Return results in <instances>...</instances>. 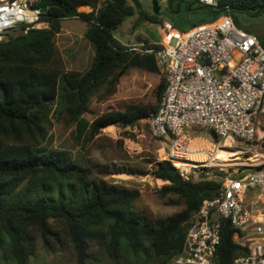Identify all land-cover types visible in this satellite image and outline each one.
<instances>
[{
  "label": "trees",
  "instance_id": "obj_1",
  "mask_svg": "<svg viewBox=\"0 0 264 264\" xmlns=\"http://www.w3.org/2000/svg\"><path fill=\"white\" fill-rule=\"evenodd\" d=\"M169 1L184 2L191 10L200 4L218 15L216 18L229 14L246 31L233 12L257 15L264 10V0H216L215 8L198 0ZM40 6L47 10L38 23L0 41L1 253L13 264H29L36 239L45 246L59 240L54 223H60L74 249L76 264L88 263L93 243H105L116 262L123 253L139 264H172L182 249L190 219L204 200L218 195V178L203 173L193 182L190 176L182 178L170 161L154 162L151 174L168 183L160 194L177 196L176 203L182 201L184 209L165 220H152L133 207L140 196L138 190L95 178L69 151L46 144L50 117L55 113L72 126L73 143L85 145L110 125L133 126L157 112L165 77L156 86L155 106L129 104L124 110H108L92 120L85 117L92 114L88 108L92 98L113 96L130 69L159 73L154 55L130 50L114 36L120 25L136 15L134 6L128 0H40ZM65 19L87 25L84 38L93 57L85 72L63 67L55 39ZM129 174L146 172L131 170ZM54 186L60 187L59 200L41 195L27 198L40 189L52 191ZM220 222L215 264H232L247 250L233 241L229 221L222 218Z\"/></svg>",
  "mask_w": 264,
  "mask_h": 264
},
{
  "label": "built area",
  "instance_id": "obj_2",
  "mask_svg": "<svg viewBox=\"0 0 264 264\" xmlns=\"http://www.w3.org/2000/svg\"><path fill=\"white\" fill-rule=\"evenodd\" d=\"M40 9V0H0V41L38 23ZM162 30L160 46L143 51L154 54L166 83L157 112L147 119L149 130L169 141L167 161L182 178L190 171L221 182L218 195L204 200L190 219L172 264H215L222 218L233 229V241L247 250L232 264H264V135L258 136L257 126L264 118V47L229 14L183 33L169 22ZM193 128L209 130L215 142L199 148L189 135ZM218 151L231 152L233 163L216 158ZM226 166L236 168L228 172ZM251 189L257 191L253 196Z\"/></svg>",
  "mask_w": 264,
  "mask_h": 264
},
{
  "label": "rangeland",
  "instance_id": "obj_3",
  "mask_svg": "<svg viewBox=\"0 0 264 264\" xmlns=\"http://www.w3.org/2000/svg\"><path fill=\"white\" fill-rule=\"evenodd\" d=\"M104 1L102 0V2ZM128 1L134 6L136 15L130 21L129 26H127L126 33L132 36V33L136 32L137 36L132 41L126 40L127 38L123 34L122 28H117L114 34L117 38L125 41V46L139 49L134 51L140 54H143L144 51L142 47L148 45L149 48H153L152 46L162 39L164 35L162 30L163 23L166 21L172 24L174 29L180 27L182 31H188L193 26H200L215 21L218 16L208 7L200 4H194L191 10L184 3L180 4L176 1L138 0L144 12V18L140 21L142 24L135 27L138 21V10H136L133 0ZM84 10L85 8H80V11ZM233 15L238 22L246 24L249 32L264 44V10L257 15L238 11L233 12ZM71 23L73 29L79 33H82L87 26L81 20H74ZM20 33V30H14L8 36H15ZM140 41L143 42V45H136ZM56 42H59L58 47L60 50L56 47L64 69L74 70L72 68L74 66V61L72 60L74 54L70 53L68 48H66L67 46L63 43L62 37H59L57 41L55 40V44ZM81 50H83L84 57L86 55V47H81ZM82 63H84V60H82ZM162 78H164V75L160 69L159 73H150L138 68L130 69L126 76L120 80L117 91L113 96L104 100L100 99V95L92 98L88 106L92 114L86 115V119L92 120L108 110H124L129 104L155 106L157 104L155 89ZM135 126L136 128L133 129L128 126L110 125L102 129L101 133L91 142L85 145H76L70 138L72 126L67 123L63 115L55 113L50 117L46 144L55 149L69 151L76 162L83 163L92 170L93 177L105 180L110 184L138 190L140 196L133 205L134 209L147 215L152 220H165L184 209L182 201L176 203L177 196H162L160 194L161 188L168 183L156 179L151 174V166L154 162L167 160L169 141L153 137L147 120H140ZM257 126L259 130L258 136L261 137L264 135V118L260 120ZM189 135L195 139L194 143L199 145V148L206 149L209 142H215V137L213 139L210 131L205 128H193L189 131ZM261 146L264 152V138ZM216 153H214V156ZM202 158L204 157L202 156ZM227 161L228 164L233 163L228 159ZM233 168L236 167H224L228 172H231ZM212 169L210 167L208 171L210 172ZM131 170L145 171L146 175L129 174ZM104 172L109 174H103ZM189 174L193 182L201 179V175L190 171ZM208 175L212 177L209 173ZM68 188V186L64 187L66 192H68ZM256 192V189H251L249 194L253 196ZM38 195L59 200L61 198L60 187L54 186L52 191L40 189L27 198L30 199ZM54 224L60 233L59 240L51 241L48 246H45L37 238L36 251L30 258L29 264H76L74 249L61 224ZM90 253L91 258L87 264H139L131 256H125L123 253L120 255V261L116 262L109 255L105 243H93L90 247ZM0 264H13V262L3 256L0 251Z\"/></svg>",
  "mask_w": 264,
  "mask_h": 264
},
{
  "label": "crops",
  "instance_id": "obj_4",
  "mask_svg": "<svg viewBox=\"0 0 264 264\" xmlns=\"http://www.w3.org/2000/svg\"><path fill=\"white\" fill-rule=\"evenodd\" d=\"M181 3H184V2H180V4ZM171 7H172V5H171ZM132 18H128L122 25H120L118 27L119 29L122 28L123 34H125V37L127 38L126 40L129 39L130 41L134 40L133 38L137 36L136 32L132 33V36H130V34L126 33V28H127V26H129L130 21L132 20ZM74 20H77V19H65V20L62 21L61 31H60L59 34L56 35V39L55 40L57 41L59 39V37H62L63 43H65L66 46H67L66 48H68L70 53L74 54V57L72 59L74 61L73 62L74 66L72 68L74 70H76V71H79V72H85L90 66L91 59L93 57V50H92L91 45L89 44V42L84 38V33H85V30H86V27H85V29L83 30L82 33L76 32L73 29V25H71L72 24L71 22H73ZM210 23H212V22H210ZM194 27L195 26H193L191 29H193ZM173 28H174V26H173ZM191 29H189V30H191ZM174 30L178 31V32H181V33L187 32V31H182L180 27L177 28V29H174ZM114 36L120 43L125 45L124 44L125 41L123 39L117 38L115 34H114ZM83 39H84V41H83ZM162 40H163V37H162V39L160 41L157 42V44L158 43L159 44L162 43ZM58 43L59 42H56V46L57 47H58ZM142 43L143 42L140 41V42H137L136 45H140L141 46V45H143ZM81 47H86V53H85L86 55H84V57H83V50H81ZM59 50H60V48H59ZM82 60H84V63H82ZM67 70H69V69H67Z\"/></svg>",
  "mask_w": 264,
  "mask_h": 264
},
{
  "label": "water",
  "instance_id": "obj_5",
  "mask_svg": "<svg viewBox=\"0 0 264 264\" xmlns=\"http://www.w3.org/2000/svg\"><path fill=\"white\" fill-rule=\"evenodd\" d=\"M133 1H134V4L136 5V10H138V12H137L138 21L135 24V27H137V26H140L142 24L140 21L144 18V12L141 8L140 2L138 0H133ZM40 10L42 13H45L47 10V7L42 6ZM242 25H243V27H247L246 24H242Z\"/></svg>",
  "mask_w": 264,
  "mask_h": 264
},
{
  "label": "bare ground",
  "instance_id": "obj_6",
  "mask_svg": "<svg viewBox=\"0 0 264 264\" xmlns=\"http://www.w3.org/2000/svg\"><path fill=\"white\" fill-rule=\"evenodd\" d=\"M215 155H216V158L227 160L228 159L227 157H231L233 154L231 152L218 151ZM176 166H182V165L179 163H176Z\"/></svg>",
  "mask_w": 264,
  "mask_h": 264
}]
</instances>
